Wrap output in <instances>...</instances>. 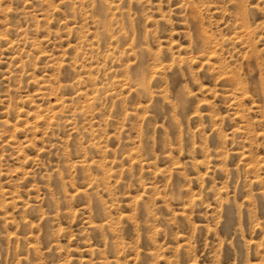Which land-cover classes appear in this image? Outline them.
Listing matches in <instances>:
<instances>
[{"label": "rangeland", "instance_id": "rangeland-1", "mask_svg": "<svg viewBox=\"0 0 264 264\" xmlns=\"http://www.w3.org/2000/svg\"><path fill=\"white\" fill-rule=\"evenodd\" d=\"M0 264H264V0H0Z\"/></svg>", "mask_w": 264, "mask_h": 264}]
</instances>
